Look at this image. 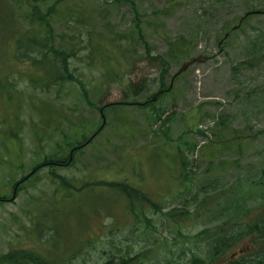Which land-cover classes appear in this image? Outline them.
Wrapping results in <instances>:
<instances>
[{
	"label": "rangeland",
	"instance_id": "rangeland-1",
	"mask_svg": "<svg viewBox=\"0 0 264 264\" xmlns=\"http://www.w3.org/2000/svg\"><path fill=\"white\" fill-rule=\"evenodd\" d=\"M263 11L0 0V195L30 178L0 204V264H264ZM30 25L66 79L18 60Z\"/></svg>",
	"mask_w": 264,
	"mask_h": 264
},
{
	"label": "trees",
	"instance_id": "trees-1",
	"mask_svg": "<svg viewBox=\"0 0 264 264\" xmlns=\"http://www.w3.org/2000/svg\"><path fill=\"white\" fill-rule=\"evenodd\" d=\"M70 14L72 15L70 19H75L76 15H78L72 11L70 12ZM27 15L28 14H25V16ZM19 17L23 18L22 15H19ZM32 27L33 26L30 25V27L24 30V34L20 36L18 35L16 37L19 46H25L27 48L22 57H20L19 55L17 56L18 60L32 62L34 64L38 63L42 65V69L44 72L42 74L41 81L45 86L56 84L61 80L66 79L68 74L65 71L64 61L61 59L59 53H57L50 47L49 34L46 33V31H43V33L40 35L32 34ZM74 50L75 49H70V51L72 52Z\"/></svg>",
	"mask_w": 264,
	"mask_h": 264
},
{
	"label": "flooded vegetation",
	"instance_id": "flooded-vegetation-1",
	"mask_svg": "<svg viewBox=\"0 0 264 264\" xmlns=\"http://www.w3.org/2000/svg\"><path fill=\"white\" fill-rule=\"evenodd\" d=\"M230 250H232V249H230ZM243 251H244L243 249H241L240 247L237 246L235 249H233L231 251V253H230L231 255L229 254V255L223 257V262L226 264H232V263L242 264V261L244 259H246V257L244 259L241 258Z\"/></svg>",
	"mask_w": 264,
	"mask_h": 264
},
{
	"label": "water",
	"instance_id": "water-1",
	"mask_svg": "<svg viewBox=\"0 0 264 264\" xmlns=\"http://www.w3.org/2000/svg\"><path fill=\"white\" fill-rule=\"evenodd\" d=\"M187 64H188V63H185V64L182 66V68L186 67Z\"/></svg>",
	"mask_w": 264,
	"mask_h": 264
}]
</instances>
